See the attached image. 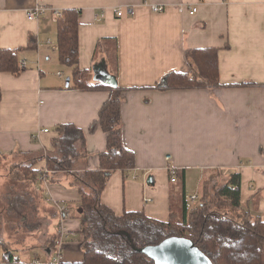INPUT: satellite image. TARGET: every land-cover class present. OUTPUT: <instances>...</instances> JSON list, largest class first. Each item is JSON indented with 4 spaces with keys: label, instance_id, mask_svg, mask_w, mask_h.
<instances>
[{
    "label": "crops",
    "instance_id": "1",
    "mask_svg": "<svg viewBox=\"0 0 264 264\" xmlns=\"http://www.w3.org/2000/svg\"><path fill=\"white\" fill-rule=\"evenodd\" d=\"M150 5L163 11L152 12ZM39 6L49 11L28 19L26 12ZM179 6L185 10L179 12ZM191 8H196L193 15L187 12ZM68 9L80 12L78 66L88 71L90 85L123 91L122 138L135 156L133 169L110 176L101 203L117 216L142 212L166 222L171 203L181 196L179 171L186 202L197 196L193 208L200 205L203 181L211 173H218L221 181L237 174L241 208L264 222V0H0V49L25 48L19 66L26 64L18 77L0 72V154L8 156V162L17 152L51 151L56 128L72 124L84 132L87 151L74 170L99 167L106 136L100 128L89 129L109 92L70 87L71 69L58 61L57 16L51 12ZM30 35L36 40L32 51L26 49ZM107 40L116 42L115 73L104 55L95 54L97 44ZM208 48L218 49L220 86L157 88L171 72L193 71L189 50ZM97 65L114 78L115 86L94 78ZM242 83L251 85L234 87ZM167 167L176 170L175 183ZM44 169L45 161L32 168L37 180ZM57 180L37 186L45 200L46 211L36 213L43 229L36 228V222L25 242L3 237L0 264L8 256L5 247L22 264L51 261L54 247L48 241L57 238L61 223L56 205L66 208L62 224L70 234L61 249V264H82L81 197L66 176L60 174Z\"/></svg>",
    "mask_w": 264,
    "mask_h": 264
},
{
    "label": "trees",
    "instance_id": "2",
    "mask_svg": "<svg viewBox=\"0 0 264 264\" xmlns=\"http://www.w3.org/2000/svg\"><path fill=\"white\" fill-rule=\"evenodd\" d=\"M79 18V11L68 9L56 19L58 61L71 69L72 89L109 92V98L99 110L98 120L89 129L94 132L100 128L106 136L105 150L98 156L99 167L96 170H74L75 164L87 157V151L84 132L72 124L56 128L58 135L51 141V151L39 154L17 152L9 162L8 156L0 154V167L4 163L7 177L21 188L13 191L7 188L3 193L6 195L0 204V218L7 221L19 218L24 222L22 215L36 216L42 195L37 191L40 184L38 172L32 168L45 161L49 183H57V176L63 174L80 194L82 264H154L141 250L170 237L189 239L213 264H264V222L241 208L240 176L237 174H229L221 181L218 173H211L203 181L200 205L189 210L184 196L183 172L179 171L181 196L177 203H171L166 222L150 219L142 212L125 211L117 216L101 203V193L110 176L117 171L133 169L135 156L124 146L122 138L123 91L117 87L90 85L88 71L78 66ZM35 48V37L30 35L26 49L32 51ZM24 49H0V72L18 77L25 70L19 66V55ZM95 54L104 55L107 66L115 73V40H107L105 44L99 42ZM217 54L216 48L189 50L188 60L193 71L171 72L157 88L186 90L220 86ZM250 85L242 83L234 87ZM234 187L237 190H232ZM54 240H49L48 245L54 247ZM2 244L0 239V246ZM5 250L8 256L4 264H22L13 259L6 247Z\"/></svg>",
    "mask_w": 264,
    "mask_h": 264
},
{
    "label": "water",
    "instance_id": "3",
    "mask_svg": "<svg viewBox=\"0 0 264 264\" xmlns=\"http://www.w3.org/2000/svg\"><path fill=\"white\" fill-rule=\"evenodd\" d=\"M94 78L100 82L115 86L114 78L108 75L101 65L93 68ZM69 79L66 80V87ZM147 184H151L148 177ZM141 252L154 264H213L210 259L184 237H170L157 245L144 247Z\"/></svg>",
    "mask_w": 264,
    "mask_h": 264
},
{
    "label": "built area",
    "instance_id": "4",
    "mask_svg": "<svg viewBox=\"0 0 264 264\" xmlns=\"http://www.w3.org/2000/svg\"><path fill=\"white\" fill-rule=\"evenodd\" d=\"M150 9L152 12L155 13H159L163 11V8L157 5H150ZM179 12H183L185 9L182 6L178 7ZM49 11L48 8L43 7V6H39V7H35L33 9H30L26 12L27 14V18L30 20L33 19H37L43 15H45L47 12ZM52 13H54L57 17L60 15L61 12L56 11V10H51ZM187 12L189 15H193L196 12V8H191V9H187ZM117 16H121L122 12L120 10L116 11ZM25 61H22L20 67L25 69ZM43 133H48L47 130H44ZM169 159V158H167ZM167 171L169 172L170 175V181L171 183H175L176 182V170L170 167H167ZM39 181L41 183L47 184L48 183V172L46 169H44L39 176ZM232 190H237V187L232 188ZM48 195V193L46 194ZM197 201V196L193 195L191 197L188 198L186 204H187V208L189 210H191L194 206H195V202ZM61 223L58 225V229H57V238L55 239V243H54V250L52 252V259L50 262L45 263V264H61V249L63 247V244L69 240V232L67 231V229L64 227V225L62 224L63 220L65 219V215H66V208L64 206L61 205H56L55 206ZM37 260V259H36Z\"/></svg>",
    "mask_w": 264,
    "mask_h": 264
},
{
    "label": "rangeland",
    "instance_id": "5",
    "mask_svg": "<svg viewBox=\"0 0 264 264\" xmlns=\"http://www.w3.org/2000/svg\"><path fill=\"white\" fill-rule=\"evenodd\" d=\"M15 186H17V188H15ZM19 186H20L19 184L15 183L14 181H12L11 178L7 177V171L3 163L0 167V204L3 202V195H6L3 193L6 192L7 188H8V191H13V189L20 190L21 188H19ZM44 202L45 200H43L41 197L38 203V209L41 210L42 212L46 211L44 210L45 209ZM0 208H1V205H0ZM22 216H23L22 218L25 219L24 222H20L19 218L14 219V221H11V220L7 221L5 220V218L4 220L0 218V232H1L0 239L1 240L5 238L11 242L22 241V240L25 242V240H27V237L34 234L36 222L38 223V226L36 228H39L40 230L43 229V225L41 224V221L38 219L36 220V216H32L30 214H25ZM52 219H54L53 215L51 216V220ZM39 223L41 225H39ZM8 240H5V241L8 243ZM49 247L52 248V246L50 245Z\"/></svg>",
    "mask_w": 264,
    "mask_h": 264
}]
</instances>
